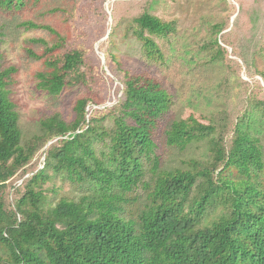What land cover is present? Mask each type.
<instances>
[{
    "label": "trees",
    "instance_id": "1",
    "mask_svg": "<svg viewBox=\"0 0 264 264\" xmlns=\"http://www.w3.org/2000/svg\"><path fill=\"white\" fill-rule=\"evenodd\" d=\"M24 5L25 0H0L2 9ZM133 22L145 57L164 62L161 42L178 32L177 22L148 12ZM22 26L58 36L52 46L35 40L44 53H29L48 68L38 74L39 90L59 97L67 88L92 89L104 79L105 67L95 65L83 45L59 53L66 37L48 25ZM215 29L223 34L224 24ZM227 46L218 38L202 48L212 61L231 67ZM1 59L0 54V67ZM111 60L123 74L122 100L104 112L88 109L99 105L94 97L81 98L74 122L56 113L27 140L10 98L16 69L0 71V264H264V98H256L260 120L247 121L245 114L231 129L225 116L219 123L195 117L173 122L169 146L184 151L202 143L208 154L206 160L190 159L186 168L165 169L154 136L173 97L157 78L121 69L114 55ZM109 116L114 126L108 129L103 123ZM46 147L42 167L27 171ZM50 171L76 187L79 198L54 203L48 191L56 188L43 187L55 179ZM26 174L32 176L13 184L14 192L24 193L8 210L5 192ZM139 188L145 199L136 217L127 216V206L141 199L132 198Z\"/></svg>",
    "mask_w": 264,
    "mask_h": 264
},
{
    "label": "rangeland",
    "instance_id": "2",
    "mask_svg": "<svg viewBox=\"0 0 264 264\" xmlns=\"http://www.w3.org/2000/svg\"><path fill=\"white\" fill-rule=\"evenodd\" d=\"M116 1L25 0V5L19 9L0 8V26L3 27L0 71L11 67L16 69L11 75L9 91L10 98L17 105L24 140L39 133L41 121L56 113L66 122H74L77 118L75 106L81 98L94 97L99 105L90 104L88 109L102 111L122 100L120 78L123 74L120 76L111 55L115 56L121 69L157 78L173 97V107L160 120L154 136L156 154L165 169L186 168L185 163L190 159L206 160L208 154L202 143L191 145L184 151L169 146L166 134L173 122L195 117L206 123H219L220 116H225L231 129L234 122L245 114L247 121L260 120L255 105L256 98H264V78L260 76L264 73L261 50L264 45V0ZM144 12L178 24V32L161 42L166 57L164 62L149 61L142 50V42L134 36L136 25L133 18ZM28 21L48 25L67 38L68 45L59 53L83 45L90 60L105 67L104 79L92 89L84 85L67 88L59 97L39 90L38 74L48 68L29 53H44L45 46L35 40H45L52 46L58 42V36L43 29H26L22 24ZM219 23L225 28L221 35L215 29ZM107 32L112 36L105 39ZM218 38H221L222 45H228L231 67L212 61L211 55L202 48ZM103 125L112 128L113 117L109 116ZM103 145L98 144V150H107ZM46 150L37 154L33 166L27 171L34 172L38 166L42 167ZM50 172L55 179L43 187L56 188L55 192L48 191L54 203L66 197L79 198L81 193L76 187ZM30 176L32 174L23 178L20 175L10 182L5 192L8 210L24 193L23 188L14 192L13 184L22 185ZM150 176L148 173L145 179ZM144 194L142 188L132 194V198L139 196L141 199L127 206V216L136 217L145 199Z\"/></svg>",
    "mask_w": 264,
    "mask_h": 264
},
{
    "label": "water",
    "instance_id": "3",
    "mask_svg": "<svg viewBox=\"0 0 264 264\" xmlns=\"http://www.w3.org/2000/svg\"><path fill=\"white\" fill-rule=\"evenodd\" d=\"M109 33H110V32H109ZM109 33H108V35L106 36V38H108V36H109ZM106 38H105V39H106ZM45 149H47V147H46Z\"/></svg>",
    "mask_w": 264,
    "mask_h": 264
},
{
    "label": "bare ground",
    "instance_id": "4",
    "mask_svg": "<svg viewBox=\"0 0 264 264\" xmlns=\"http://www.w3.org/2000/svg\"><path fill=\"white\" fill-rule=\"evenodd\" d=\"M112 1H115V0H112Z\"/></svg>",
    "mask_w": 264,
    "mask_h": 264
}]
</instances>
